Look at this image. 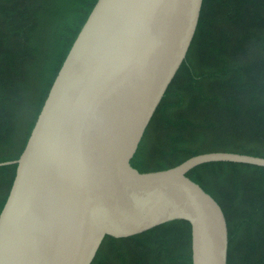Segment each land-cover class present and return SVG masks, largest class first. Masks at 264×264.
Instances as JSON below:
<instances>
[{
    "label": "water",
    "instance_id": "water-1",
    "mask_svg": "<svg viewBox=\"0 0 264 264\" xmlns=\"http://www.w3.org/2000/svg\"><path fill=\"white\" fill-rule=\"evenodd\" d=\"M203 0H98L69 51L0 214V264H92L106 237L191 225L192 264H228L218 202L187 174L207 153L159 172L131 166L195 37Z\"/></svg>",
    "mask_w": 264,
    "mask_h": 264
},
{
    "label": "trees",
    "instance_id": "trees-1",
    "mask_svg": "<svg viewBox=\"0 0 264 264\" xmlns=\"http://www.w3.org/2000/svg\"><path fill=\"white\" fill-rule=\"evenodd\" d=\"M98 0H0V163L23 153L50 89ZM264 158V0H203L185 61L131 166L142 174L207 153ZM17 165L0 167V214ZM187 177L221 206L228 264H264V167L212 162ZM176 220L106 237L92 264H192Z\"/></svg>",
    "mask_w": 264,
    "mask_h": 264
}]
</instances>
